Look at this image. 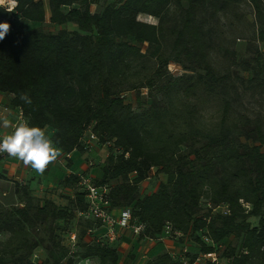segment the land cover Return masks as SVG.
Listing matches in <instances>:
<instances>
[{
  "label": "trees",
  "instance_id": "obj_1",
  "mask_svg": "<svg viewBox=\"0 0 264 264\" xmlns=\"http://www.w3.org/2000/svg\"><path fill=\"white\" fill-rule=\"evenodd\" d=\"M15 1L13 10L0 5V23L11 26L0 41V93L13 96V108L30 127L50 130L63 153H85L83 140L90 134L106 147L94 184L107 188L109 212L130 211L132 224L144 226L139 244L169 238L185 248L144 264H264V123L230 118L234 85L212 63L218 24L246 2L264 40V0H116L100 12L87 0ZM142 15L157 24L141 21ZM17 20L65 28L17 30ZM255 63L253 81L264 76L261 59ZM172 65L182 74L172 73ZM142 89L149 90L150 103L136 111L126 94ZM200 91L224 104L220 123L210 129L188 102ZM154 170L165 180L142 196L140 185ZM81 176L60 183L74 190L67 207L15 185L17 205L0 202V236L9 235L0 241V264H121L116 245L88 233L102 224L86 216ZM75 216L86 231H73L68 247L55 225ZM232 237L238 245L223 261V246ZM39 250L46 257L36 261Z\"/></svg>",
  "mask_w": 264,
  "mask_h": 264
},
{
  "label": "rangeland",
  "instance_id": "obj_2",
  "mask_svg": "<svg viewBox=\"0 0 264 264\" xmlns=\"http://www.w3.org/2000/svg\"><path fill=\"white\" fill-rule=\"evenodd\" d=\"M44 1L48 3V0ZM115 1L116 0H87V3L91 5V10L93 12H100L106 5L111 4ZM83 2L85 3L86 0H78L79 5H82ZM3 6L7 7L9 10H12V7L7 2L4 3ZM239 7L240 8L235 9L229 17L223 18L218 24V35L220 36L218 41L219 49L212 55V63L220 74L229 75V80L232 83V87L234 85V92L232 94L233 106L230 109V118L235 120L237 118L242 119L244 117H247L249 119L259 120L264 123V82L261 81L264 79V76H260L259 80L256 79L255 81H253V73L258 70L255 59H261V66H264V40L261 39L260 33L262 24L256 17L254 8L249 3L246 2ZM139 19L143 22L157 24V20L149 16L142 15L139 17ZM63 28L65 27L52 25L48 21L43 24H34L21 20L16 21L17 30L35 31L41 29L46 32L56 33ZM153 69L154 64L152 63L150 66V70L153 71ZM170 71L176 75L182 74L181 69L175 65L170 66ZM249 80H252L253 83H246ZM242 81H244V83ZM235 90H237V92ZM148 93L149 90L146 89L129 92L126 94V102L132 104L135 110L139 111V107L144 108L149 105L150 102L148 99ZM188 102L196 105L197 110L199 111V117L201 119L202 125L206 129L213 128L220 123L225 109L224 104L219 96H216L215 94L209 95L203 91H200L197 95V98L194 97ZM86 152L87 153L84 156H81L80 152H76V161L70 167L74 173L83 172L84 166H88L89 169L92 170L102 167V165L105 163V160L107 158L106 147L98 148L97 143L93 142L91 144V148L89 150H86ZM63 175L64 174L59 173L55 169L48 176L50 179H52L56 176H58V178H61ZM81 175L89 176L85 173H81ZM101 175L102 172H99V177L95 179L93 178V183L96 184ZM34 176H37V184L33 185V188L38 187L39 181L44 186L48 184L45 175L35 173ZM162 180H165L164 175H158L156 170L152 171L151 178L140 185L141 195L146 196L155 192ZM5 187V189L8 190V186ZM68 201L69 200L67 199H62V201L61 199H59L56 200V203L57 205H61V207H65L66 205H68ZM0 202L6 205V207L8 208L17 205V200H15L14 198L11 200L2 197L0 199ZM249 221L252 224L256 225L258 220L251 218ZM101 224V230L96 231V229H94V231H88V233L94 239H101L100 235H104L105 239L109 241L108 237L105 236L106 229L103 222H101ZM93 227L95 228V225ZM116 228L117 231L119 230L120 234L115 242H109L114 246L116 245L118 249L120 246L123 247L122 244H125V250L130 251V247L134 244L135 239H138L137 236H135L130 231V229H120L119 226ZM55 229L59 240H61V242L68 247L73 241L71 236V233L73 231L78 230L80 233L82 232V236L86 231L83 220L79 219L76 216L73 219L58 222L55 225ZM39 235L40 237H44V235L38 233L37 238L39 237ZM8 237V234H4L0 236V241H5L8 239ZM226 243L228 244V246L227 244H224L223 251L221 253L223 261H225L224 255H227L229 252V247L231 245L234 246V244L238 245L237 241H235L233 237L230 238ZM128 245L130 246L129 248ZM138 245L140 246L141 244ZM139 248L140 247H138V249L135 248L134 250H132V252H128V255H125L126 258L131 256V261H144L142 256H144L145 254L142 251H139ZM177 249L178 250L176 252L172 253L179 255L185 250V248L182 247H178ZM163 252L164 247L162 246V244H158L157 248L152 252L153 256L151 257L158 256ZM36 254L40 256L36 257V261H39L40 259L42 260L46 257V253L44 250L36 251ZM95 263L97 264V261ZM79 264H85V261H80ZM89 264H91V262Z\"/></svg>",
  "mask_w": 264,
  "mask_h": 264
},
{
  "label": "crops",
  "instance_id": "obj_3",
  "mask_svg": "<svg viewBox=\"0 0 264 264\" xmlns=\"http://www.w3.org/2000/svg\"><path fill=\"white\" fill-rule=\"evenodd\" d=\"M12 101H13V96L0 93V117H6L12 122L13 125H17L19 123H22V121H20L19 119V110H16L13 108ZM12 131H13L12 128L5 129L3 127H0V139H2L6 135L11 134ZM45 132L50 137L53 134L48 129H46ZM97 147L103 148V147H99L98 145ZM94 150H98V149H94ZM76 152L71 153V158L67 161L61 160L60 162L49 165L48 168L43 173V175H45L48 181V184L44 186L39 181L37 188H33V185L37 184V178H36L37 176H34V174L37 172L33 170L30 166L24 165L22 161L16 158L14 159L13 157H6L3 159H0V175L4 177V179H0V199L3 197L6 199L12 200L14 198L15 200H17V196L15 194V185L17 184L25 185L29 187L33 195H35L38 198H49V199L54 200L55 202L56 200H59V199H61L62 201V199L69 200V198H73L74 190L71 188H64L60 184L65 179V177L71 174L85 173L95 179L99 177V172H101L100 168L90 170L88 166L86 167L84 166L83 172L74 173L70 167L76 161V158H75ZM86 153L87 152L83 154L81 153V156H84ZM107 156H108V153H107ZM55 169L59 173H62L64 175L61 178H58V176H56L50 179L48 175ZM5 186H8V190L5 189L6 188ZM138 244H139L138 241L135 239V242L131 247L128 245V248L130 247V251L125 250L124 248L125 244H122L123 247L121 246L119 247V251L122 254L121 264H144L146 260H148L149 258H154V257H151L153 256L152 252L157 248L158 244H162V246L164 247L163 253L176 252L178 250L177 248L180 247L177 242L173 240H169L168 238H165L160 242L142 241L140 246ZM138 247H140L139 251H142L145 254L144 256H142L144 261L142 262L141 260L131 261L132 260L131 256L126 258V256L128 255V252H132V250H134L135 248L138 249ZM90 262L91 264H93L96 261L86 260L85 264H89Z\"/></svg>",
  "mask_w": 264,
  "mask_h": 264
},
{
  "label": "clouds",
  "instance_id": "obj_4",
  "mask_svg": "<svg viewBox=\"0 0 264 264\" xmlns=\"http://www.w3.org/2000/svg\"><path fill=\"white\" fill-rule=\"evenodd\" d=\"M8 3H14V0H8ZM10 27L8 23H0V41L5 39ZM0 127L13 129L11 134L0 139V153L22 161L39 174H43L61 156V150L45 130L30 127L28 121L13 125L6 117H0Z\"/></svg>",
  "mask_w": 264,
  "mask_h": 264
},
{
  "label": "built area",
  "instance_id": "obj_5",
  "mask_svg": "<svg viewBox=\"0 0 264 264\" xmlns=\"http://www.w3.org/2000/svg\"><path fill=\"white\" fill-rule=\"evenodd\" d=\"M13 10V9H12ZM20 121L24 122L25 118L22 112H19ZM97 138L95 135L90 134L89 137L84 139V149L89 150L91 148V144L96 142ZM95 145V144H94ZM2 157H11L7 153H0ZM71 158V154H66L61 151V156L59 157L57 162L61 160L67 161ZM56 162V163H57ZM82 183L81 185L85 187L87 192V200L89 203V212L86 215L87 217H93L101 222H103L104 227L106 229V235L110 242H115L120 232L117 231L119 226L120 229H130V231L138 236L144 231L143 225H133L132 224V214L130 211H122L119 215H114L109 212V203L107 201V193L108 190L105 187H98L93 183V178L89 176H81ZM224 214H228V211L224 210ZM72 240L75 241V236L72 237ZM208 258H213L216 260L215 254L208 255Z\"/></svg>",
  "mask_w": 264,
  "mask_h": 264
},
{
  "label": "bare ground",
  "instance_id": "obj_6",
  "mask_svg": "<svg viewBox=\"0 0 264 264\" xmlns=\"http://www.w3.org/2000/svg\"><path fill=\"white\" fill-rule=\"evenodd\" d=\"M8 3V0H2V2H0V5H3L4 3ZM17 5V2L14 0V3L10 4V6L12 7V9Z\"/></svg>",
  "mask_w": 264,
  "mask_h": 264
}]
</instances>
